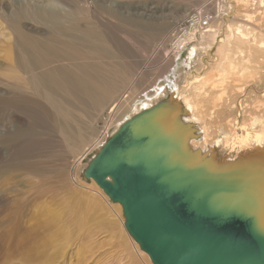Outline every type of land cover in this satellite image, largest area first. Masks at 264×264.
<instances>
[{
  "label": "rangeland",
  "instance_id": "1",
  "mask_svg": "<svg viewBox=\"0 0 264 264\" xmlns=\"http://www.w3.org/2000/svg\"><path fill=\"white\" fill-rule=\"evenodd\" d=\"M215 3V0H0V264L132 263L110 229L94 219L104 216L107 210L114 212L115 203L101 187L104 197L99 194L93 179L87 181L83 176L89 159L102 145L88 154L84 149L100 139L110 122L116 119L113 125L121 123L120 119L134 110L132 102H139L155 88L169 86L167 93L171 95L175 84L182 89L188 82L194 84L197 55L187 60L186 48L174 59L172 36L175 32L181 35L178 28L183 22L186 26L189 15L210 10ZM47 11L51 14L46 15ZM227 17L231 22L233 16ZM166 35L170 36L168 42ZM29 42L34 44L30 46ZM200 55L206 57L208 64L216 59L215 50ZM44 69L48 75L57 70H76L89 80L92 78L91 83L86 79L89 88L85 93L69 80L71 85H63L56 93L48 86L54 95L49 101L42 92L44 88H38L32 80L36 76L44 80ZM160 95L159 100L167 97L165 92ZM123 97L122 107L117 108L113 118L111 108ZM246 104L242 107L245 116L238 119L232 116L240 124L246 119ZM91 139L94 141H88ZM246 139L242 136L243 141ZM226 140L222 137L219 146ZM230 148L228 153L221 152V158L230 155L238 162L235 151L239 148L234 152ZM92 197L103 203L101 214L86 210L87 199ZM50 209L57 213L52 219L48 215ZM39 219L47 223L40 224ZM119 229L131 236L123 223ZM136 256L139 260L136 264H145L138 253Z\"/></svg>",
  "mask_w": 264,
  "mask_h": 264
},
{
  "label": "water",
  "instance_id": "2",
  "mask_svg": "<svg viewBox=\"0 0 264 264\" xmlns=\"http://www.w3.org/2000/svg\"><path fill=\"white\" fill-rule=\"evenodd\" d=\"M126 120L83 170L153 264H264V161L189 150L171 95Z\"/></svg>",
  "mask_w": 264,
  "mask_h": 264
},
{
  "label": "bare ground",
  "instance_id": "3",
  "mask_svg": "<svg viewBox=\"0 0 264 264\" xmlns=\"http://www.w3.org/2000/svg\"><path fill=\"white\" fill-rule=\"evenodd\" d=\"M215 1H216V3L214 4L215 6L213 8L210 6L212 8L210 10L199 11V13L194 14L193 17H191L188 14L189 21L186 24V26L183 22L181 28L180 29L178 28V30H180L181 32V35L178 34V32H175L176 34L173 33V36L171 35L172 36L171 41L173 43L172 47H173L174 52L176 53L175 54L173 52V54L175 55L174 59L177 56L179 57L180 54H182V51H185V49L187 48V51H188L187 60L188 59L192 60L193 58H195L194 56L197 55V62H198V66H197L198 71L196 70L198 74L193 72L194 77H195L194 84H190L188 82L186 88L185 89L183 88L184 90L181 87L176 86L175 84V91L171 92L172 103H173V106H176L178 108V118L182 122V124L189 125L193 129V133L191 134L192 136L189 137L188 144H187L189 150H193V151L200 150L203 156L207 158H211L215 162H220L222 165H224L229 162H235V160H233V158L230 155H227L223 159L220 156L221 152L228 153L231 150L230 146H232L233 152L234 150H236V148H239V150L235 152L238 155V157L236 156L237 157L236 159H238V162L241 164H247L248 162L254 161L257 159H262L264 161V0H215ZM58 3L60 5L62 2L59 1ZM37 8L40 9V7H37ZM54 10H55V7H54ZM60 10H63V9H60ZM45 11L46 10L44 9V12ZM65 11H63V13ZM73 11H75V9ZM54 12L56 13L57 11L55 10ZM74 13L75 12H73L72 15L71 14L70 15L73 16ZM48 14H51V12L48 13L47 11L46 15ZM57 14L59 13L57 12ZM229 14L233 16L231 19V22H228L227 16ZM70 15H67V16H70ZM60 16L62 15L60 14ZM54 17L58 18L59 16L57 15ZM46 18L44 19L46 20ZM60 20H61V17H60ZM66 21L68 22V20ZM56 22L57 21H55V24ZM47 23H46V26H47ZM63 23L65 24V22ZM56 26H59V25L56 24ZM54 28L56 29V27ZM64 29H66V27ZM22 30L20 29V32L23 33ZM48 35H51V34H48ZM166 36H167L166 41L168 42V39L170 36L169 35H166ZM30 43H31L30 46L34 44L33 42H29V44ZM17 46L19 47V45ZM29 48L30 47H28V49ZM44 49H42V52ZM212 50H215L216 59L213 61H210V63L209 64L207 63L208 65H206V61L203 60L205 56L200 55V52L204 55L205 53L212 51ZM34 55L36 56L37 54L34 53ZM39 57L37 56V59ZM38 60L37 62H40ZM208 60H211V58H208ZM34 63H35V60H34ZM195 64L196 63H194V65ZM30 65L31 63L29 64V66ZM44 65L47 66V64L45 63ZM36 66H39V65H36ZM85 68L87 69L86 66ZM78 72L76 70L70 71V72L63 71V70H57V71H53V75H48L49 73H47L44 69V71H42V75H43L42 77L44 78V80L39 79L41 80L39 81L37 76L32 80H34L37 83V85H39L38 88L43 87L45 89V91H43L44 90L43 89L42 92H44V96L48 97V100L50 101L51 98L52 99L54 98V95L53 93L52 94L50 93L48 86L51 87V90L53 88L55 93L59 89H61L63 85L65 87L66 86L69 87L72 84L77 87H81L83 89L82 90L83 92L89 88L88 86H86L87 84L86 79L88 78L85 75L82 76L81 73L80 72L78 73ZM81 72H83L82 69H81ZM92 73L93 72H91V74ZM64 79H67L66 82H64ZM68 80L71 84L68 82ZM90 80L88 79V82L91 83ZM32 86H34V84H32ZM168 87L164 86L163 88H159V89L155 88V90L152 93H147L146 96L144 97L142 96L139 102L137 103L132 102V104H135L134 110L132 111V113L130 112L126 118L124 115L120 119L122 120L121 123L117 125L116 124L113 125L115 122H117L116 119L110 122L105 128L104 132L102 133L100 139L96 140L95 143L93 144L92 143L91 144L89 143V145L86 144L87 147L86 149H84L85 154L86 153L88 154L91 150L96 148L97 145L99 144L103 145V143L105 144L107 142L106 141L107 137L112 136L111 130H113L115 133L126 120L142 112V110H144L145 108L148 109L152 107L155 104V102L158 101L159 98H161L160 93L162 92L166 93L168 91L167 89ZM34 88L36 91V87ZM27 91L30 92L28 90V87H27ZM82 91L81 93L83 94ZM32 93H35V92H32ZM90 94H93V93H90ZM38 95L40 96V94ZM86 97L87 96H85V98ZM91 97L89 99H93ZM124 100H125V97H123L120 102H116V104L111 108L113 118L115 115L113 113L117 110L118 107L120 108V105ZM50 104H53V103H50ZM244 104H246L247 106L245 110L246 119L242 122V124H240L241 121L240 122H237L236 120L234 121L232 116H235L238 119L239 116L244 115L242 114V107L245 108ZM54 106H57V105L55 104ZM129 111H130V108H129ZM238 131H241L242 133H237ZM242 136L246 137L247 139L243 141ZM222 137L223 138L225 137V139H227L226 140L227 142H225V144L221 145L220 147L218 142H220V139ZM95 138L96 137H94V139ZM92 140L93 139L88 140V141H92ZM84 142L86 141L84 140ZM73 151L75 150L73 149ZM78 155L80 156L79 153ZM93 184L94 186L99 187V194L103 196L101 194L102 191H101L100 186L95 181L93 182ZM88 188H92V187L88 186ZM88 197H91V196L88 195ZM93 197L91 199L89 198L87 199L88 205L86 206V210L87 211L91 210V211H94L95 213H97L98 211L101 214L102 212L100 211L104 209V207L103 209L101 208L103 206L102 205L103 203L100 202L99 204L97 199ZM112 203H115V204H112L114 207L113 208L114 212L110 211L109 213V210H107L104 216L101 215V217H98L99 216L98 215L97 217L95 216L94 219L95 218L99 219L100 222L104 224V226L107 227V229L108 228L110 229L113 236H115L116 240L126 251L130 262L136 264V262L139 261L138 256H136V254L138 253L139 256L143 258L145 264H153L148 254H145V252L140 248L139 244L135 242L132 236H128L125 233V231L123 233L120 232L119 227H122V223L124 224L125 222V218L123 215V208L120 203H117V202H112ZM56 214L57 213L54 210L52 209L48 210V215L50 219H52L53 217H56L55 216ZM39 220H40V224L41 222L47 223V221H44L41 219ZM132 239L134 240L133 243H132ZM132 247L136 249V250L133 249L134 251H136V254L132 250Z\"/></svg>",
  "mask_w": 264,
  "mask_h": 264
},
{
  "label": "crops",
  "instance_id": "4",
  "mask_svg": "<svg viewBox=\"0 0 264 264\" xmlns=\"http://www.w3.org/2000/svg\"><path fill=\"white\" fill-rule=\"evenodd\" d=\"M203 60L206 61V60H207L206 57H204ZM206 64H207V63H206Z\"/></svg>",
  "mask_w": 264,
  "mask_h": 264
}]
</instances>
